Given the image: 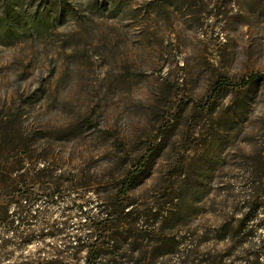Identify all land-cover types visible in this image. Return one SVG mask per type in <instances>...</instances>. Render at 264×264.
I'll use <instances>...</instances> for the list:
<instances>
[{"label": "rangeland", "instance_id": "rangeland-1", "mask_svg": "<svg viewBox=\"0 0 264 264\" xmlns=\"http://www.w3.org/2000/svg\"><path fill=\"white\" fill-rule=\"evenodd\" d=\"M12 11L0 264H264V0H0ZM67 235L83 241L61 256Z\"/></svg>", "mask_w": 264, "mask_h": 264}, {"label": "trees", "instance_id": "trees-1", "mask_svg": "<svg viewBox=\"0 0 264 264\" xmlns=\"http://www.w3.org/2000/svg\"><path fill=\"white\" fill-rule=\"evenodd\" d=\"M34 22H36V21H34ZM37 22H38L37 25L39 26V28H43L45 30V27H43V25H42L43 20L40 19ZM45 23H47V22H45ZM45 23H44V25H45ZM0 24L7 26L9 32H12V35L17 34V32H19V30L22 29L23 25H24L23 20L20 19L16 14H14L13 11L8 12V13L5 12L3 18H1ZM259 77L260 76L253 75L250 78L243 80L239 84L234 83V82L229 81V80H223L222 82H220L217 85V91H219L221 88L226 87V86H232V87L248 86V85H251L252 83L256 82ZM8 128H9V122L7 120H5L4 118H0V135H2V133L5 132ZM134 181H135V178L133 177V175L128 177L124 181L123 189L121 192L122 196H126L129 193ZM24 201L26 203L24 204V208L22 210H24L25 213L29 214L31 211H33V206H35V203H37V202L33 203L35 200L32 201L31 196H26V197L24 196ZM76 207H77V211H79V212H83V210L86 208L83 204L78 205ZM86 215H88V211L86 212ZM66 218H67L66 219L67 221H65V224H66V227H69L70 226V216H67ZM85 220L90 221L92 223V219L90 217L88 219L85 218ZM52 229H54V228H52ZM54 230L55 231L53 233L45 234L44 236L56 238L59 234V230L58 231H56V229H54ZM82 241H83V238L80 235L74 236V242H72V240L70 239V235L65 236L64 244L62 245L63 250L59 251V252L62 251L61 256L70 252V245H73L75 243L76 244L75 247L77 248V247H79V245ZM57 261H58V259L56 258L55 263H57ZM19 264H36V262L26 261V262H21Z\"/></svg>", "mask_w": 264, "mask_h": 264}]
</instances>
